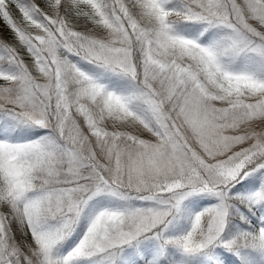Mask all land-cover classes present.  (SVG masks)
Listing matches in <instances>:
<instances>
[{
  "label": "snow or ice",
  "instance_id": "obj_1",
  "mask_svg": "<svg viewBox=\"0 0 264 264\" xmlns=\"http://www.w3.org/2000/svg\"><path fill=\"white\" fill-rule=\"evenodd\" d=\"M0 25V264H264V0Z\"/></svg>",
  "mask_w": 264,
  "mask_h": 264
},
{
  "label": "trees",
  "instance_id": "obj_2",
  "mask_svg": "<svg viewBox=\"0 0 264 264\" xmlns=\"http://www.w3.org/2000/svg\"><path fill=\"white\" fill-rule=\"evenodd\" d=\"M0 28H2V25H0ZM5 37H9V34H8V32L5 30V31H3V33H2ZM10 38V37H9Z\"/></svg>",
  "mask_w": 264,
  "mask_h": 264
}]
</instances>
